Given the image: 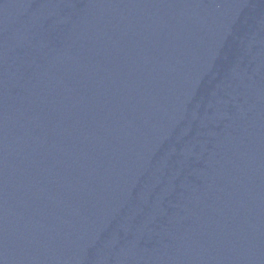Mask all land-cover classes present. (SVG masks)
<instances>
[{
	"label": "water",
	"instance_id": "95a60500",
	"mask_svg": "<svg viewBox=\"0 0 264 264\" xmlns=\"http://www.w3.org/2000/svg\"><path fill=\"white\" fill-rule=\"evenodd\" d=\"M0 264H264V0H0Z\"/></svg>",
	"mask_w": 264,
	"mask_h": 264
}]
</instances>
